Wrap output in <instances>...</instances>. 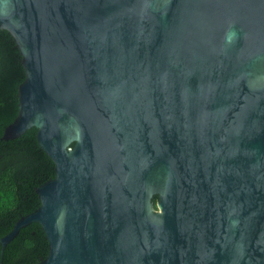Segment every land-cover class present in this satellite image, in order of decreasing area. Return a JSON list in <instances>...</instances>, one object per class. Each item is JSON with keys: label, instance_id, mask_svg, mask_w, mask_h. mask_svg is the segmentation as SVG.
Here are the masks:
<instances>
[{"label": "water", "instance_id": "1", "mask_svg": "<svg viewBox=\"0 0 264 264\" xmlns=\"http://www.w3.org/2000/svg\"><path fill=\"white\" fill-rule=\"evenodd\" d=\"M54 176L0 236L32 264H264V0H0ZM157 196L156 203L152 201Z\"/></svg>", "mask_w": 264, "mask_h": 264}, {"label": "trees", "instance_id": "2", "mask_svg": "<svg viewBox=\"0 0 264 264\" xmlns=\"http://www.w3.org/2000/svg\"><path fill=\"white\" fill-rule=\"evenodd\" d=\"M24 76L19 48L10 32L0 28V236L20 216L39 205L35 188L55 173L53 160L37 142L35 126L16 137L1 138L4 127L17 113V87ZM156 200L157 196L153 195L154 205ZM47 252L42 226L33 221L21 227L4 246L2 264H32Z\"/></svg>", "mask_w": 264, "mask_h": 264}]
</instances>
